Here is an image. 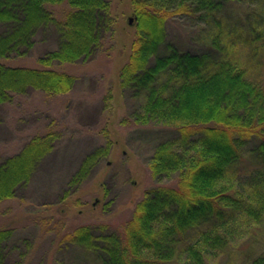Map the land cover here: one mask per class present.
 I'll return each mask as SVG.
<instances>
[{"label": "trees", "instance_id": "16d2710c", "mask_svg": "<svg viewBox=\"0 0 264 264\" xmlns=\"http://www.w3.org/2000/svg\"><path fill=\"white\" fill-rule=\"evenodd\" d=\"M65 2L71 10L58 20L48 6ZM245 4L252 8L246 17L231 20L230 7ZM111 6V0H0V25L10 29L0 36V105L29 91H73L78 79L54 65L86 62L96 54L113 30ZM132 9L137 31L120 86L142 102L136 124L176 132L177 142L157 138L148 161L154 181L172 185L146 192L122 232L82 225L62 242L84 249L95 264H164L178 255L205 264L206 254L230 245L235 224L264 223V82L258 76L264 0H132ZM175 17L201 24L203 42L184 48L173 41L169 25ZM49 26L58 32V46L38 59L41 68L3 64L27 56L39 30ZM59 137L36 135L0 164V203L30 183L32 170ZM110 152L108 145L89 155L70 188L80 189ZM15 236L14 229L0 228V264L21 243L31 249L30 240ZM250 258L248 264H264V253Z\"/></svg>", "mask_w": 264, "mask_h": 264}, {"label": "rangeland", "instance_id": "374dc122", "mask_svg": "<svg viewBox=\"0 0 264 264\" xmlns=\"http://www.w3.org/2000/svg\"><path fill=\"white\" fill-rule=\"evenodd\" d=\"M111 4L113 30L96 54L86 62L54 65L57 71L78 79L73 91L59 96L29 91L0 105V164L36 135L55 132L60 136L55 149L32 170L30 183L21 184L15 197L0 203V228L14 229L16 239L30 240L26 244L32 245L28 249L20 244L25 259L20 251L7 252V264H95L84 249L65 245L62 237L82 225H107L110 231L122 232L146 192L158 184L172 185L169 180L155 182L148 161L157 138L166 136L177 142L176 132L136 124L134 114L142 102L123 93L120 86V71L132 52L137 31L132 0H111ZM249 7L232 5L229 18H245ZM48 8L58 20H64L71 10L66 2ZM7 30L0 25V36ZM169 33L184 48L200 44L206 34L201 24L185 17H175ZM37 34L27 56L3 64L41 68L38 59L57 48L58 32L49 26ZM258 76L264 82V59ZM108 145L110 155L89 171L80 189L70 188L86 158ZM67 191L71 195L63 200ZM233 228L230 245L206 254L205 264H248V256L252 260L264 253V223L241 222ZM178 256L164 264H192L185 255Z\"/></svg>", "mask_w": 264, "mask_h": 264}, {"label": "water", "instance_id": "95a60500", "mask_svg": "<svg viewBox=\"0 0 264 264\" xmlns=\"http://www.w3.org/2000/svg\"><path fill=\"white\" fill-rule=\"evenodd\" d=\"M130 23H132V19H130Z\"/></svg>", "mask_w": 264, "mask_h": 264}]
</instances>
